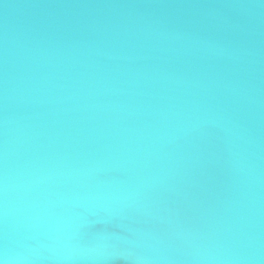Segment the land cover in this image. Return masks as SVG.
<instances>
[{
  "label": "water",
  "instance_id": "water-1",
  "mask_svg": "<svg viewBox=\"0 0 264 264\" xmlns=\"http://www.w3.org/2000/svg\"><path fill=\"white\" fill-rule=\"evenodd\" d=\"M3 264H264V0H0Z\"/></svg>",
  "mask_w": 264,
  "mask_h": 264
},
{
  "label": "snow or ice",
  "instance_id": "snow-or-ice-1",
  "mask_svg": "<svg viewBox=\"0 0 264 264\" xmlns=\"http://www.w3.org/2000/svg\"><path fill=\"white\" fill-rule=\"evenodd\" d=\"M0 264H3V262H2V261H0Z\"/></svg>",
  "mask_w": 264,
  "mask_h": 264
}]
</instances>
